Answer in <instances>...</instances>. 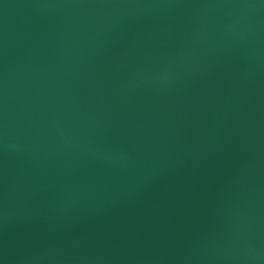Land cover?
Returning a JSON list of instances; mask_svg holds the SVG:
<instances>
[{
    "label": "water",
    "instance_id": "1",
    "mask_svg": "<svg viewBox=\"0 0 264 264\" xmlns=\"http://www.w3.org/2000/svg\"><path fill=\"white\" fill-rule=\"evenodd\" d=\"M0 264H264V0H0Z\"/></svg>",
    "mask_w": 264,
    "mask_h": 264
}]
</instances>
